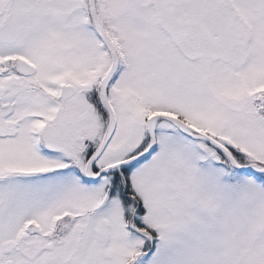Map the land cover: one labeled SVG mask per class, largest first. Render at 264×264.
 <instances>
[{"label":"snow or ice","instance_id":"6c2138e0","mask_svg":"<svg viewBox=\"0 0 264 264\" xmlns=\"http://www.w3.org/2000/svg\"><path fill=\"white\" fill-rule=\"evenodd\" d=\"M0 264H264V0H0Z\"/></svg>","mask_w":264,"mask_h":264}]
</instances>
